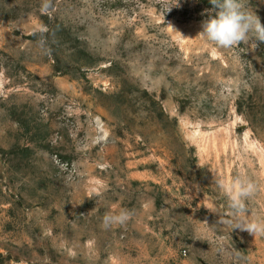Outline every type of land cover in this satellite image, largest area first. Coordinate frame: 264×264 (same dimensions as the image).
<instances>
[{
	"label": "rangeland",
	"instance_id": "rangeland-1",
	"mask_svg": "<svg viewBox=\"0 0 264 264\" xmlns=\"http://www.w3.org/2000/svg\"><path fill=\"white\" fill-rule=\"evenodd\" d=\"M212 7L0 0V264H264L209 211L240 177L264 222V42L215 47Z\"/></svg>",
	"mask_w": 264,
	"mask_h": 264
},
{
	"label": "clouds",
	"instance_id": "clouds-1",
	"mask_svg": "<svg viewBox=\"0 0 264 264\" xmlns=\"http://www.w3.org/2000/svg\"><path fill=\"white\" fill-rule=\"evenodd\" d=\"M213 6L209 18L202 22L203 36L219 49H233L249 40L264 42V25L249 7V0H209ZM166 12L180 6V0H161ZM174 30L173 25L168 24ZM214 183L222 191L227 201V210L220 213V221L230 231L239 229L251 235H264V222L247 219L248 202L259 191L258 185L250 179L235 177L226 181L214 175ZM90 199V198H89ZM83 215V214H81ZM133 216V211L121 209L118 214L106 213L101 227L108 229L113 225H124Z\"/></svg>",
	"mask_w": 264,
	"mask_h": 264
}]
</instances>
